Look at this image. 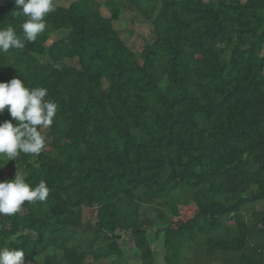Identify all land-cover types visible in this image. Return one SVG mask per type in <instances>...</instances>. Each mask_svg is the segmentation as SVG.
<instances>
[{
	"label": "trees",
	"instance_id": "obj_1",
	"mask_svg": "<svg viewBox=\"0 0 264 264\" xmlns=\"http://www.w3.org/2000/svg\"><path fill=\"white\" fill-rule=\"evenodd\" d=\"M102 3L109 16L55 2L36 41L0 54V82L58 104L39 155L0 160V181L50 189L0 215V247L26 264H159V239L162 264H264V209L243 213L264 201V0ZM14 7L0 0V28L22 36ZM132 9L151 25L138 47L112 23ZM171 201L192 210L178 224Z\"/></svg>",
	"mask_w": 264,
	"mask_h": 264
},
{
	"label": "clouds",
	"instance_id": "obj_2",
	"mask_svg": "<svg viewBox=\"0 0 264 264\" xmlns=\"http://www.w3.org/2000/svg\"><path fill=\"white\" fill-rule=\"evenodd\" d=\"M13 2V15L24 17L20 25L22 36L12 25L0 28V54H7L10 49H24L26 41H36L46 30L45 17L56 10L55 0ZM47 96L46 88L26 87L17 77L0 82V113L7 109L14 120V123L0 122V160L16 161L21 153L37 156L45 148L46 131L53 126L58 110V104L46 99ZM49 191L45 180L33 186L26 182V174L16 172L13 179L0 181V215L14 216L25 202H43ZM0 264H26L25 253L21 248L0 247Z\"/></svg>",
	"mask_w": 264,
	"mask_h": 264
},
{
	"label": "rangeland",
	"instance_id": "obj_3",
	"mask_svg": "<svg viewBox=\"0 0 264 264\" xmlns=\"http://www.w3.org/2000/svg\"><path fill=\"white\" fill-rule=\"evenodd\" d=\"M72 0H55L56 3L58 4H67ZM100 5H99V10L104 16H109V11L107 7L105 6L104 3H102L103 0H99ZM113 27L116 30H123L126 33L127 38L134 42L135 46L138 47L141 43L142 37L149 39L151 37V25L149 22L144 21L141 19L136 13L135 10H129L121 14L118 20H113ZM58 36L57 32H52L49 35L47 43H51L52 40H54ZM264 54V50H263ZM48 130L46 131V133ZM190 169L193 171H200V166L198 164H192L190 166ZM170 209H171V216L173 219V222L178 224L182 220L186 219L190 213H191V208L190 206H187L186 204H178L175 203L174 201H171L170 203ZM259 210V209H264V201L260 200L255 203H253L249 209H244V217L245 219H248L250 217V213L252 210ZM30 215H32L30 213ZM221 237L226 238L227 237V232H220ZM133 243L132 237L129 234H120L119 239H118V244L122 248H127L131 246ZM152 247L157 250V255H156V260L159 264H162V247L160 244L159 239H155L154 242L152 243Z\"/></svg>",
	"mask_w": 264,
	"mask_h": 264
}]
</instances>
